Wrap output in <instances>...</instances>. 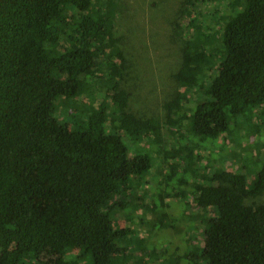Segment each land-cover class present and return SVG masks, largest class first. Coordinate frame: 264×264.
I'll use <instances>...</instances> for the list:
<instances>
[{"label":"trees","instance_id":"obj_1","mask_svg":"<svg viewBox=\"0 0 264 264\" xmlns=\"http://www.w3.org/2000/svg\"><path fill=\"white\" fill-rule=\"evenodd\" d=\"M205 1H184L179 91L160 119L133 113L121 86V0H0V264H79L69 249L90 264H142L131 254L132 228L113 215L125 208L119 195L151 169L148 147L173 168L170 180L177 153L164 146V127L187 125L190 137L216 140L230 119L248 121L264 103V0H211L219 3L203 11ZM184 91L205 97L194 102ZM85 94L90 101L67 124L60 103ZM184 157L180 180L190 182L207 228L200 248L156 264H264V201L256 200L264 161L197 179L190 148ZM157 199L149 208L166 204Z\"/></svg>","mask_w":264,"mask_h":264},{"label":"rangeland","instance_id":"obj_2","mask_svg":"<svg viewBox=\"0 0 264 264\" xmlns=\"http://www.w3.org/2000/svg\"><path fill=\"white\" fill-rule=\"evenodd\" d=\"M184 1L121 0L116 28L120 46L128 63L121 86L130 94V110L139 117L165 119L163 103L173 98L179 91L173 73L179 67L184 48V40L176 23L182 14ZM217 2L205 1L201 4V9L211 10L216 7ZM207 19L208 22L205 21V24L214 26V31L217 32V23L210 20L208 14ZM183 94L194 102L202 101L205 97L192 91H184ZM84 96V99L80 96L73 101L58 100L61 102L58 115L61 119L64 118L67 124L71 114L82 110L87 101H90L91 95ZM177 129L178 127L167 126L161 132L164 146L172 148L177 153L176 158L169 159L176 171L172 178L165 180L173 170L170 164L162 157H157L148 147L152 156L151 169L140 178L131 181L127 193L118 197L119 200H124L125 208H116L114 211L113 216L118 225H129L132 228L131 254L135 260L142 254L144 257L142 264H156L163 261L162 259L174 260L176 254L183 255L186 251L197 250L202 246L203 232L207 225L199 220L201 211L194 202L190 182L180 180L183 177L181 170L185 166L186 148L193 152V168L200 176L197 179L201 177L208 179L217 167L235 172L244 162L252 164L256 163L254 160H258L262 164L264 161V103L252 111L248 121L243 116L230 119L228 130L216 140L201 139L197 135L190 137L187 125ZM139 140V143L145 145L144 139ZM135 145L133 142L130 149L132 150ZM245 170L250 175L253 174L249 168ZM195 177L190 176L191 182L196 180ZM159 194L165 195L166 204H157V208L154 206L149 208L152 200L159 203L157 199ZM256 200L263 202L264 194ZM163 211L166 216L160 213ZM148 252L151 257L147 256ZM154 254L157 255L152 257ZM66 256L77 260L79 264L91 263V257L80 256L78 249L67 250ZM181 261L178 264L185 263L183 259ZM35 263L42 264L34 262V259L23 262Z\"/></svg>","mask_w":264,"mask_h":264}]
</instances>
